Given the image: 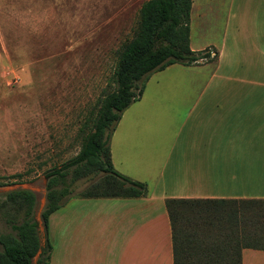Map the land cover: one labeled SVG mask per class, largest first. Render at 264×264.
Wrapping results in <instances>:
<instances>
[{
    "label": "rangeland",
    "instance_id": "rangeland-1",
    "mask_svg": "<svg viewBox=\"0 0 264 264\" xmlns=\"http://www.w3.org/2000/svg\"><path fill=\"white\" fill-rule=\"evenodd\" d=\"M144 1L0 0V182L9 183L0 186V194L19 185L27 187L36 194L35 215L43 211L48 181L45 171L79 151V128L111 80L118 51L132 36ZM192 2L191 42L205 46L197 53L209 52L213 57L186 66L175 63L150 73L143 93L158 95L143 101V114L128 109L117 129L119 134L123 130L126 145H131L127 154L133 164L126 160L127 164L121 165L124 152L114 150L116 168L128 173L129 178L136 175L147 179L143 182L149 187L157 171L155 160H162L173 143L178 156L182 143L226 140L231 134L217 122L194 131L196 112L181 133L183 120L197 104L210 109L220 106L218 115L224 114L223 105L227 110L232 108L233 146L248 141L253 145V157L264 164V0ZM257 26L262 28L259 33ZM216 48L225 50L219 66L212 51ZM242 50L249 52V64L244 65ZM208 115L205 113L203 119ZM241 122L243 129L238 125ZM142 145L145 153L141 152ZM175 156L172 163L179 162ZM250 167L259 174L252 164ZM17 173L25 174L19 178L14 175ZM168 173L166 169V176ZM102 175L71 183L68 202L51 215L48 240L54 264H66L70 259V264H82L81 219L97 220L99 214L93 209L96 201L101 204L108 199L84 200L77 193ZM261 184L264 189V181ZM235 189L228 193L240 192ZM5 231L8 227L0 215V232ZM76 234L78 241L74 240ZM44 237L43 226L42 249Z\"/></svg>",
    "mask_w": 264,
    "mask_h": 264
},
{
    "label": "trees",
    "instance_id": "trees-1",
    "mask_svg": "<svg viewBox=\"0 0 264 264\" xmlns=\"http://www.w3.org/2000/svg\"><path fill=\"white\" fill-rule=\"evenodd\" d=\"M191 7L192 0L142 3L132 36L118 51L111 80L79 128V151L45 171L46 204L41 212L45 247L36 264H49V216L65 203L71 183L104 173L77 195L129 198L146 194L144 182L115 170L109 140L123 111L140 99L150 73L174 63L210 60L209 52L201 54L190 48ZM24 174L14 175L22 178ZM3 185L9 183L0 182ZM35 206L36 194L31 190L0 194V215L8 227L0 232V264H34L40 248ZM165 207L173 264H241L243 248L264 250V198H169Z\"/></svg>",
    "mask_w": 264,
    "mask_h": 264
},
{
    "label": "crops",
    "instance_id": "crops-1",
    "mask_svg": "<svg viewBox=\"0 0 264 264\" xmlns=\"http://www.w3.org/2000/svg\"><path fill=\"white\" fill-rule=\"evenodd\" d=\"M256 29L259 33L262 28L257 26ZM253 32L255 34L256 31L253 29ZM204 47V45L195 46L191 42L190 37V48L193 51L202 50ZM253 50H257L255 45ZM212 51L217 56L214 62H217L219 66L225 50L216 48L215 51ZM241 55L245 63L241 58L240 62H243L244 65L249 64V52L245 53L242 50ZM212 77H215V75H212ZM157 95L155 93L149 98H155ZM148 96L142 93L139 100L123 111L111 135V161L115 170L124 175H128V173H123L115 166L114 150L124 152L121 155V165L126 163V160L133 164L127 154L131 149V145H126L122 135L123 130L119 134L117 129L124 113L128 109H131L130 111L136 114H143L144 110H140V107L149 99H147ZM202 96L203 94L199 95L198 99L201 100ZM223 100L225 99L222 98L221 101ZM147 105L148 103H146L145 108ZM223 107L225 109L224 114L218 115L217 112L220 106L217 105L215 109H210L207 105L199 106L197 104L194 109L192 107L183 120L180 132L182 133L190 123L192 113L196 112L192 120L194 131L202 125L211 126L217 122L220 124L221 129L223 128L228 132L231 131L228 139L208 140L209 138H207L206 141L191 140L188 143H182L178 156H175L178 148L173 143L162 160L160 158L155 160L158 161L156 165L157 171H154L155 175L151 178L152 186L149 187L146 184L147 192L145 195L129 198L98 197L99 199H108L107 202L101 204L97 202L99 200L96 201L93 209H97L98 219L93 221L81 219L79 239L80 237L82 238L80 250L82 264H173L171 228L168 214L165 210L166 207L164 209L166 199L264 198V189L261 184L264 181V164H259L257 158L253 157L255 153H252V149H250L253 145L250 146L248 141H243L239 147L233 146V110L232 108L227 110L226 105H223ZM246 110L244 113L248 112ZM205 113L209 115L203 119ZM129 122L131 127V121ZM238 125H241V129H243V122L238 123ZM141 149V152H146L145 146L142 145ZM153 154L156 156L155 153ZM174 156L178 158L179 162L175 161L172 163ZM138 161H140L139 158ZM250 164L259 171V174L253 172L254 169L250 167ZM166 169L169 171L167 176L165 174ZM130 177L141 182H148L147 179L139 178L136 175ZM234 183L235 185L233 186ZM231 189L239 190L240 192L235 194L232 192L228 193V190ZM111 200L114 202H111ZM99 210L101 211L99 212ZM101 214H104V216L100 217ZM108 215L109 217L107 218ZM76 226L75 229L78 228ZM72 228L74 230V226ZM74 240L78 241L77 234ZM54 260L56 259L50 258L49 264H54ZM71 261L70 259L68 263L66 260V264H70ZM241 264H264V250L243 248L241 251Z\"/></svg>",
    "mask_w": 264,
    "mask_h": 264
},
{
    "label": "water",
    "instance_id": "water-1",
    "mask_svg": "<svg viewBox=\"0 0 264 264\" xmlns=\"http://www.w3.org/2000/svg\"><path fill=\"white\" fill-rule=\"evenodd\" d=\"M19 186H20V185H19ZM19 186H17V187H12V188H10L9 190H6V191L15 190V189H19V188L31 190V189H29V188H27V187H24V186L19 187ZM31 191H33V190H31ZM33 192H34V191H33ZM43 199H44V200L46 199V193H45V196H44ZM41 212H42V211L39 210V211L36 213V215H35V219H36V221H37V225H38V234H39V239H40V248H39V250L37 251V253H36L35 257H34V264H36V260L38 259L39 255H40V253H41V250H42V242H41V238H40V230L43 228V222H42V219H41Z\"/></svg>",
    "mask_w": 264,
    "mask_h": 264
},
{
    "label": "built area",
    "instance_id": "built-area-1",
    "mask_svg": "<svg viewBox=\"0 0 264 264\" xmlns=\"http://www.w3.org/2000/svg\"><path fill=\"white\" fill-rule=\"evenodd\" d=\"M212 55V56H211ZM214 54H210L211 57H213ZM206 60V59H205ZM201 61H204V59H202Z\"/></svg>",
    "mask_w": 264,
    "mask_h": 264
}]
</instances>
